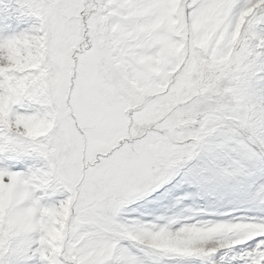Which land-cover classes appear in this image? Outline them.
I'll return each instance as SVG.
<instances>
[{
  "label": "snow or ice",
  "instance_id": "1",
  "mask_svg": "<svg viewBox=\"0 0 264 264\" xmlns=\"http://www.w3.org/2000/svg\"><path fill=\"white\" fill-rule=\"evenodd\" d=\"M0 264H264V0H0Z\"/></svg>",
  "mask_w": 264,
  "mask_h": 264
}]
</instances>
